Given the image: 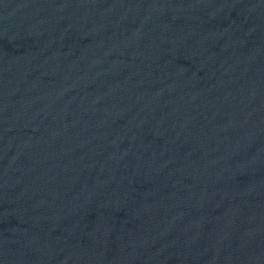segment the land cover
Segmentation results:
<instances>
[{
    "label": "water",
    "instance_id": "95a60500",
    "mask_svg": "<svg viewBox=\"0 0 264 264\" xmlns=\"http://www.w3.org/2000/svg\"><path fill=\"white\" fill-rule=\"evenodd\" d=\"M0 264H264V0H0Z\"/></svg>",
    "mask_w": 264,
    "mask_h": 264
}]
</instances>
